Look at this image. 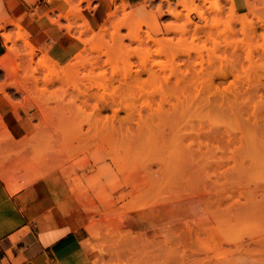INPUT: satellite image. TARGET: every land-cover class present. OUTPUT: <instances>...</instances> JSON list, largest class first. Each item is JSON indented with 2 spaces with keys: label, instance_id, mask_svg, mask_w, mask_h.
<instances>
[{
  "label": "rangeland",
  "instance_id": "obj_1",
  "mask_svg": "<svg viewBox=\"0 0 264 264\" xmlns=\"http://www.w3.org/2000/svg\"><path fill=\"white\" fill-rule=\"evenodd\" d=\"M43 1L44 6L40 10L41 17L46 20L43 23L46 25L50 21L59 27L63 38L62 41H47L43 37L38 39L36 31L39 29L31 31L27 24L22 23H14V29L5 28L4 37L11 34L16 38L20 32L28 33L27 39L38 50V56L34 67L23 63V58L18 60L22 67L18 80L22 86L26 85L23 87L26 91L18 92L15 87H6L5 92L0 90V141L24 140V146L17 149V154L22 157L18 172L25 173L31 168L32 177L38 178L53 170H62L72 180L74 191L90 215L87 245L92 251L93 264H264V134L259 131L255 140L247 138V128L254 121V101L257 107L259 104L258 108L263 107L264 83L262 85L260 82L264 81V71L260 66L259 69L254 67L264 64V56L262 51L257 53L254 50L255 56L251 61L255 59L258 62H251L254 65L250 66L245 52L264 48V27L259 25L256 32L248 30L245 35L242 26L235 23L232 33L222 36L215 32L212 38L201 33L202 39L198 40L194 36V29L205 25L206 20L195 5L189 11H182L181 17L176 19L168 15L160 16L157 9L159 4L164 6V13L169 7L177 9L178 0H149L151 4L145 7V13L159 17L160 31L144 28L141 43L126 39L124 47H120L112 39L111 32L105 42L86 43L100 30L105 19L86 33L83 21L75 14L71 13L69 20L60 18V14L68 11V6L62 7V0ZM76 1L80 3L79 8L85 17L95 5L94 1L90 2V6L85 0ZM195 1L203 9L206 0ZM219 1L223 7L220 17L226 22L234 20L235 15L245 16L255 23H258V18L264 21V0H247V8L245 6L242 11L238 10L233 0ZM121 3L124 2L115 4ZM130 8L133 9L126 4L125 12ZM207 13L211 21L209 24H212L214 15L209 11ZM54 19H58L59 24L53 23ZM171 23L179 27L175 32L167 30ZM185 29L182 34L181 30ZM41 30H45L43 26ZM149 30L162 43L169 41V46L163 49L167 51L160 54L162 56L155 52L158 46L146 39V31ZM121 32L123 35L128 33L126 29ZM80 37L82 40H79ZM17 42L23 49V41ZM74 42L78 44L76 50L68 53L58 50L69 49ZM149 43H153L155 48ZM7 45V53L0 58V87L11 81L9 55L12 44ZM100 47L109 49L110 56H102L99 64L102 67L95 69L93 74L89 72L91 68L88 65L85 73L90 74L84 81H78V76L61 75L65 78H60L53 69L39 64L40 57L48 56L65 66L74 61L79 53L85 57V61L91 59L95 62L99 60L97 49ZM144 48L154 53L140 52ZM133 50L140 52V55H128L127 51L133 53ZM234 52L241 56H235ZM141 59L145 65L154 68L156 77L146 72L136 76L134 72L132 78L124 81L128 60L133 63V71H136L142 69ZM105 60L111 61L110 67ZM231 64L236 73L230 72L234 74L227 78L226 73L233 70ZM244 67L248 68L246 76ZM113 71L118 74L116 80H113ZM171 73L187 81H182V89L186 90L183 95L186 97L182 96L180 102V94L170 95L175 92H170L163 78ZM236 74L239 76L235 77ZM175 76L171 78L173 85L177 81ZM210 78H213V84L209 83ZM244 80L248 84H242L246 82ZM35 81H38V86L34 84ZM49 81L52 83H47ZM248 86L250 89H247ZM163 91L169 94L171 104L162 100L165 104L161 105ZM231 92H235V96L239 93L241 98L245 96L246 100L252 96L251 106H247L240 96L235 98ZM259 96L261 99H258ZM78 97L83 98V105L87 101L85 109L84 106L80 108L82 104L74 106L80 102ZM257 99L262 102L258 103ZM98 106L107 108L99 109ZM260 115V111H257L256 116ZM20 122L26 131L16 133L18 137H15V134L7 131V125ZM227 131L245 133L242 134L243 143L239 144L238 139L235 142V146L244 145L236 154L235 161L227 162V155H231L229 152L213 155L205 150L204 145L199 150L200 141L208 142L210 146H223L227 142ZM209 134L223 136L226 142L208 139ZM191 152L195 154L194 160L186 158ZM222 157L225 159V169H222L226 172L230 170L228 176L233 180V185L244 191H257V196L243 197L240 204L233 203L232 198L228 200L225 198L226 191L222 189L226 187L227 190L224 183L227 176L223 177L220 173L206 180L211 189L206 191L208 194L203 193L207 194L206 200L191 190L187 191V185L183 184L185 167L208 166L212 174L215 160ZM234 164H238L241 174L233 172ZM222 169L219 168V171ZM201 177L192 178V183L199 182L200 178V181H204V177ZM141 211L148 214L147 219L142 221L139 219ZM135 225L143 226L138 228Z\"/></svg>",
  "mask_w": 264,
  "mask_h": 264
},
{
  "label": "crops",
  "instance_id": "obj_2",
  "mask_svg": "<svg viewBox=\"0 0 264 264\" xmlns=\"http://www.w3.org/2000/svg\"><path fill=\"white\" fill-rule=\"evenodd\" d=\"M62 1V7H67ZM92 1L94 8L85 17L91 28L102 23L116 2L133 8L144 3V0H85L88 6ZM43 2L0 0V58L8 50L4 30L14 29V23L27 24L31 31L39 29L38 39L62 41L59 27L50 21L43 23L46 21L40 11ZM234 2L243 3L247 8V0ZM146 3L145 7L151 4L149 0ZM77 47L75 43L69 49L58 50L68 53ZM7 126V131L15 137H18L16 133L26 131L22 122ZM23 143L24 140L16 138L0 141V264H93L92 251L87 245L90 215L74 191L72 180L62 170H53L38 178L32 177L31 168L25 173L18 172L22 157L17 149ZM5 173L11 176V184Z\"/></svg>",
  "mask_w": 264,
  "mask_h": 264
},
{
  "label": "bare ground",
  "instance_id": "obj_3",
  "mask_svg": "<svg viewBox=\"0 0 264 264\" xmlns=\"http://www.w3.org/2000/svg\"><path fill=\"white\" fill-rule=\"evenodd\" d=\"M65 1V3H66V5L68 6V11H66L65 13H63V14H60V18H64V19H66V20H69L70 19V14L71 13H73V14H75L77 17H80L81 18V20L83 21V27L85 28V30H84V32H89V31H91L92 30V28H91V26H90V24H89V22L87 21V19L85 18V16L82 14V12H81V9L79 8V4L80 3H77V1L76 0H64ZM235 1V0H234ZM147 0H144V3H141L140 5H138L136 8H133V9H131L130 8V11H127V12H125V9H126V4L125 3H121V4H115V8L112 10V11H110L109 13H108V15H107V17L105 18V20H104V23L102 24V26H100L101 28H100V30L98 31V32H95L94 33V35L89 39V40H86V43L87 42H90V43H92V42H105V40H107L106 39V36H108V33L109 32H111L110 34L112 35V39L114 40V41H116L119 45H120V47L121 46H123L124 47V43H125V40L126 39H128V40H130V41H138V42H140L141 43V41H142V39L144 38H142V33H143V31H144V28H145V30H146V28H151L152 30H155V31H160V24H159V21H158V17H153V16H148L146 13H145V6L147 5ZM222 2V1H221ZM209 4V5H208ZM196 6V9H198L199 10V12H200V14H201V16L203 17V19L204 20H206V24L205 25H203V26H196L195 27V29H194V36H197V38L196 39H202V37L200 36L201 35V33H205L206 34V37L207 38H212V36H213V34L215 33V32H219L220 34L219 35H226L228 32H234V27H233V24H235V23H239L240 25L239 26H242V31H243V34L245 33V35H246V31L247 32H251V33H254V32H256V27L257 26H259V25H261V26H263L264 27V21L262 20V19H260V18H258V23H255V22H251V21H248V19H247V17H245V16H238V17H233V19L234 20H232L231 19V21H228V22H226V21H224L220 16H221V12H222V10H223V7H222V4L220 3V1L219 0H214V1H204V7H203V9L201 8V7H199V4H197L196 3V1L195 0H178V8L180 7L181 9L180 10H178V8L176 9H174V8H171V7H169L167 10H166V13H164V11H163V7L164 6H162V4H159L158 5V10H159V13H160V16H163V15H168V16H170V17H175L176 19H179L180 17H181V15H182V11H186V10H190V8H191V6ZM236 5V4H235ZM237 7H238V10L239 11H242L243 9H244V7H245V5L242 3V4H239V5H236ZM167 8V7H166ZM249 8H250V6H249ZM197 11V10H196ZM210 12V13H212L214 16H213V21H212V24H209L210 22H209V20H208V18H207V12ZM191 12V11H190ZM224 12V11H223ZM235 11H233V13H234ZM224 14V13H223ZM234 15V14H233ZM230 18H228V20H229ZM150 21H153L154 22V24L153 25H151L150 23H152V22H150ZM53 23H56V24H59V20L58 19H54L53 20ZM67 28L68 29H70V26L68 25L67 26ZM179 27H178V25H176V24H173V23H171V25L169 24V26L167 27V30L168 31H176L177 29H178ZM122 29H126L127 31H128V33L126 34L125 33V35H123L122 34V32H121V30ZM148 30V29H147ZM228 30V31H227ZM249 30V31H248ZM186 31V29L185 30H181V33L183 34L184 32ZM27 32V31H26ZM147 32V40L148 41H150V42H153L155 45H157L158 46V49H156L155 48V45L153 44V46H154V48H155V52L157 53V55L158 56H162V55H160L163 51L165 52V51H167V50H163L166 46L168 47L169 46V41L168 40H166L165 41V43H162V41L161 40H158V39H156L155 37H153L152 36V33H150V30H149V32L148 31H146ZM173 32V33H174ZM250 33V34H251ZM188 34V33H187ZM189 34H190V32H189ZM192 34V33H191ZM155 35V34H154ZM185 35V34H184ZM193 35V34H192ZM255 35H256V33H255ZM110 36V35H109ZM250 37L252 36V34L251 35H249ZM248 36V37H249ZM89 37V36H88ZM111 37V36H110ZM182 37V36H181ZM186 37V36H185ZM254 37V36H253ZM252 37V38H253ZM28 33H18V35H17V37L15 38V37H13L11 34H6L5 35V41H6V43H11L12 44V46H10V62H11V67H12V69H11V73H9V74H11V75H9V79L11 80V81H9V82H7V83H5L2 87H0V90L2 91V92H5V89H6V87H15V89H16V91H18V92H23V91H26V90H24V88L23 87H25V86H22L20 83H19V80H18V74H19V72H21L20 71V69L22 68L21 67V65L18 63L19 61L18 60H20V58H23L24 60V62L23 63H25L27 66H31V67H34L33 65H34V63H35V58L38 56V53H37V49L28 41ZM81 38V37H80ZM79 38V40H82V38L80 39ZM172 38V37H171ZM180 38V37H179ZM193 38V37H192ZM87 39V38H86ZM109 39V38H108ZM19 40H21V41H23V46H24V48L23 49H21V47H19V44H18V42L17 41H19ZM111 40V39H110ZM145 40V39H144ZM198 40H195V41H198ZM127 41V40H126ZM173 41H174V38H173ZM179 41H181V40H179ZM182 41H184V40H182ZM195 41H194V43H195ZM147 42V41H146ZM172 42V41H171ZM170 42V43H171ZM175 42V41H174ZM186 42H187V40H186ZM83 43H85V42H83ZM113 43H115V42H113ZM137 43V42H136ZM143 43V42H142ZM185 43V42H184ZM89 44V43H88ZM104 44V46H105V43H103ZM139 44V43H138ZM145 44V43H144ZM144 44L142 45V46H144ZM150 44V43H149ZM148 44V45H149ZM152 44H150L151 46H152ZM86 45V44H85ZM96 45V44H95ZM106 45H108V42H106ZM129 45V44H128ZM140 45V44H139ZM174 45V44H173ZM178 45H181L180 43H178ZM231 45V44H230ZM87 46V45H86ZM103 46V45H102ZM171 46V45H170ZM176 46V45H175ZM234 46V45H233ZM238 45H235V47H237ZM91 47H93L92 45H91ZM94 47H96V46H94ZM118 47V46H117ZM129 47V46H128ZM141 47V46H140ZM139 47V48H140ZM178 47H180V46H178ZM204 47H206V46H204ZM235 47H233V48H235ZM239 47V46H238ZM237 47V48H238ZM119 48V47H118ZM138 48V49H139ZM152 48V47H151ZM262 48V47H261ZM114 49V48H113ZM112 49V50H113ZM175 49H177V48H175ZM194 49V48H193ZM198 49H200V48H198ZM197 49V50H198ZM203 49H205V48H203ZM236 49V48H235ZM247 49V48H246ZM127 50V49H126ZM168 50H169V48H168ZM170 50H171V48H170ZM178 50V49H177ZM189 50V49H188ZM191 50V49H190ZM196 50V49H195ZM202 50V49H201ZM234 50V49H233ZM238 49H236V51H237ZM258 51L257 53H259V52H261L262 51V54H263V56H264V48H262L261 50H259V48H257V49H249L248 51L246 50L245 52L247 53V59L246 60H249L248 61V63H251V62H255L256 60L254 59V57H253V59L254 60H252L251 61V58H252V56L254 55V53H255V51ZM86 51V50H85ZM84 51V52H85ZM115 51V50H114ZM144 52L145 54H149L150 53V51L151 50H149V49H143V50H140V52ZM176 51V50H175ZM94 52V51H93ZM122 52V51H121ZM137 52H138V50H137ZM140 52H138V53H136V52H134V50H133V53H132V51H127V53H128V55H130L131 57L134 55V54H136V55H140L139 53ZM190 52V51H189ZM193 52V51H192ZM238 52V51H237ZM90 53V55H91V52H89ZM95 53V52H94ZM94 53H92V57H93V54ZM97 53H98V55H99V60L97 59V61L95 60V62H92L91 61V59H89L90 61H87V59H86V61H85V57L81 54V53H79V54H77L76 56H75V58H74V61H71V62H69V63H67L65 66H62V65H60L57 61L55 62L53 59H51V58H49L48 56H42V57H40L39 59V64H44L43 66L45 67V68H48L49 70L50 69H53L55 72H57V75H59L58 77H60L61 75H64L65 77L66 76H73V77H76V76H78L79 78H78V81L79 80H81V81H84L85 80V78H87V74H93L94 73V71H95V69H97V68H100V67H102V66H100L101 64V58H102V56L103 55H106V56H110V50L109 49H104V47L103 48H98L97 49ZM126 53V54H127ZM151 53H152V51H151ZM150 53V54H151ZM154 53V52H153ZM152 53V54H153ZM169 53V52H168ZM180 53H183V52H181L180 51ZM188 53V52H187ZM195 53V52H194ZM173 54V53H172ZM174 54H176V53H174ZM186 54V53H185ZM190 53H188V55H189ZM234 54H235V52H234ZM181 55V54H180ZM183 55V54H182ZM191 55H192V53H191ZM197 55V54H196ZM237 55H240L239 53H237V54H235V56H237ZM260 55H261V53H260ZM87 56V55H86ZM105 56V57H106ZM135 56V55H134ZM144 56V55H143ZM148 56V55H147ZM147 56H145V59L147 58ZM152 56V55H151ZM163 56H165V54L163 53ZM241 56V55H240ZM239 56V57H240ZM255 56V55H254ZM89 57V56H88ZM96 57V56H95ZM107 57V58H108ZM148 57H150V56H148ZM189 57V56H188ZM202 57V56H201ZM260 57H262V56H260ZM98 58V57H97ZM141 58H142V55H141ZM189 58H191V57H189ZM263 58V57H262ZM96 59V58H95ZM109 59V58H108ZM239 59V58H238ZM241 59V58H240ZM93 60H94V57H93ZM126 60V59H125ZM124 60V61H125ZM142 60V59H141ZM106 61V60H105ZM104 61V62H105ZM129 61V65H128V70L126 71V73L123 75V79H124V81H128V79L129 78H132L133 76H134V72H135V75L136 76H140L141 75V73L142 72H146V73H149V75L150 76H154V77H156L155 76V74L157 73L155 70H154V68H150V67H148L147 65H145L144 63H145V61L144 60H142V69H138V70H134L133 71V69H132V67H133V63H131V61L130 60H128ZM51 62V63H50ZM232 62V61H231ZM234 62H236L235 60H234ZM256 62H258V61H256ZM106 65H110V63H111V61L110 60H107L106 62ZM197 63V62H196ZM196 63H193L194 65L196 64ZM201 63V62H200ZM24 64V65H25ZM100 64V65H99ZM199 64V63H198ZM235 64V63H234ZM237 64V63H236ZM239 64H242V62L241 63H239ZM254 65V63H251V64H249L250 66L251 65ZM36 65V64H35ZM37 65H38V63H37ZM88 65L90 66V73H85V71H86V69H87V67H88ZM105 65V64H104ZM232 65V64H231ZM244 65V64H243ZM261 65H263L264 66V64H261ZM261 65H255L256 67H254V68H256V69H259V67L258 66H260V68L261 69H263L262 71H264V67H262ZM51 66L53 67V68H51ZM100 66V67H99ZM112 66V65H111ZM203 66V65H202ZM30 67V68H31ZM37 67V66H36ZM110 67V66H109ZM231 67H233V70L231 69V71H229V72H227L226 74V76H227V78L229 77V75H231V74H234V72L233 73H231L230 74V72H232V71H235L234 69V66L232 65ZM253 67H252V69H253ZM258 67V68H257ZM113 68V67H112ZM127 68V67H126ZM242 68H243V66H242ZM57 69H60L61 71H58ZM244 72L248 69H246L245 67H244ZM249 69H251V67H249ZM36 70V69H35ZM23 71V70H22ZM26 71V70H25ZM243 71V70H242ZM187 72V71H186ZM247 72H248V70L246 71V73H245V76L247 75ZM235 73H236V71H235ZM239 73V72H238ZM113 75V80H116L117 79V72L116 71H113V73H112ZM190 74V73H189ZM189 74H186V76H189ZM181 75V74H180ZM183 75V74H182ZM249 75V74H248ZM173 76H175L173 73H171L170 75H167V76H165V77H163L164 78V81H165V83H166V85L170 88V92H175V93H170V95L171 94H173L174 96H176L177 94L179 95L180 94V96H179V98L178 99H180L178 102H180L181 101V97L182 96H184V97H186L185 95H183L184 93H185V91L186 90H184V89H182V81H184V80H182V76L180 77H178L177 75L175 76V78H177V81H175L174 83V85L172 84V82H171V78L173 77ZM185 76V75H184ZM225 76V77H226ZM236 76H239L238 74H236L235 75V77ZM263 76V75H262ZM65 77H60V78H65ZM224 77V76H223ZM224 77V78H225ZM243 77V76H242ZM264 77V76H263ZM36 78V77H35ZM60 78H58V79H60ZM72 78V77H71ZM238 78V77H237ZM84 79V80H83ZM111 79V78H110ZM239 79V78H238ZM240 79H241V76H240ZM249 79V78H248ZM247 79V80H248ZM120 80V79H119ZM242 80V79H241ZM111 81V80H110ZM121 81V80H120ZM213 78H210V81H209V83L211 82L212 84H213ZM244 81H246V80H244ZM21 82L23 83V81L21 80ZM187 82V81H186ZM185 81H184V83H186ZM237 82V81H236ZM238 82H239V80H238ZM243 81H241V83H242ZM248 81H246V82H244V83H242V84H248L247 83ZM47 83H52V81H49V82H47ZM240 83V82H239ZM260 83H262V85H263V83H264V81L262 82H260ZM25 84V83H24ZM34 84L36 85V86H38V81H35L34 82ZM235 84V83H234ZM250 84V83H249ZM170 85H171V87H170ZM235 85H237V83L235 84ZM212 86V85H211ZM210 86V87H211ZM189 87V86H188ZM237 87V86H236ZM259 87H261V85H259ZM264 87V86H263ZM249 88V86L247 87V89ZM26 89H27V87H26ZM250 89V88H249ZM257 89H258V87H257ZM182 90H184V91H182ZM230 90V89H229ZM232 90V89H231ZM230 90V91H231ZM235 91V90H234ZM227 92H229L228 90H227ZM237 92H239V90H238V88H237ZM85 93V92H84ZM89 93V92H88ZM232 93V92H231ZM235 93V92H234ZM234 93H232L233 95H234ZM162 98H161V105H163V104H165V103H167L168 102V104H171L172 102L169 100V98H170V96H167V95H169L168 93H166V91H163L162 93ZM186 94V93H185ZM237 95L239 94V93H236ZM240 94H241V92H240ZM74 95V94H73ZM80 95V94H79ZM85 95V94H84ZM88 94H86V96H87ZM98 95V94H97ZM97 95H95V96H97ZM236 95V96H237ZM260 95H262L261 94V92H260ZM89 96V95H88ZM99 96V95H98ZM235 96V95H234ZM236 96H235V98H236ZM240 95H238L237 97H239ZM263 96V95H262ZM74 97V96H73ZM72 97V98H73ZM83 98H85L84 96H82ZM103 96H101V98H102ZM245 97V96H244ZM244 97H242L241 98V96H240V98L243 100V101H245L248 105L247 106H249L250 104H251V102H252V96L251 97H249L248 98V100H246V97H245V99H244ZM8 98V97H7ZM75 99L77 98V96L76 97H74ZM79 98V97H78ZM82 98V99H83ZM89 98V97H88ZM99 98V97H98ZM98 98H94V99H98ZM177 98V97H176ZM239 98V99H240ZM261 99V96H259L258 97V99ZM80 99V98H79ZM78 99V100H79ZM82 99H80V102H82L83 100ZM86 99V98H85ZM94 99H93V101H94ZM100 99V98H99ZM177 99V100H178ZM257 99V101H258V103L261 101V100H258ZM72 100V99H71ZM82 100V101H81ZM89 101H91L90 99H88ZM101 100H104V99H101ZM165 102H163V101ZM256 100V99H255ZM74 101V100H73ZM97 101V100H96ZM105 101V100H104ZM103 101V102H104ZM107 101V100H106ZM254 101V100H253ZM74 102H76V101H74ZM79 102V104H74V106L75 105H81L82 104V107H80V108H83V106H84V108L83 109H85V105H86V102H85V100H84V102H85V104L83 105V102L82 103H80ZM92 102V101H91ZM98 102V104H99V101H97ZM103 102H102V105H103ZM262 102V101H261ZM77 103H78V101H77ZM163 103V104H162ZM245 103V104H246ZM256 103V101H254V106H253V116H254V121H253V123H252V125L250 124L249 125V127L247 128V130H248V136H247V138H249L250 140H255V138L257 137L256 135H258V133H259V131L260 132H263V134H264V101H263V107L262 108H258L259 107V104H258V107H257V105L255 104ZM93 104V103H92ZM105 104H108V102H105ZM253 104V103H252ZM89 105V104H88ZM101 105V104H100ZM99 105V106H100ZM87 106V105H86ZM90 106H91V104H90ZM90 106H88V108L90 107ZM98 106V107H99ZM107 106H109V104L107 105ZM251 106V105H250ZM93 107H96V106H93ZM104 108L106 107V106H103ZM261 107V106H260ZM78 108V107H77ZM100 108H102V107H99V109ZM104 108H102V109H104ZM107 108V107H106ZM93 109V108H92ZM95 110V109H94ZM94 110H93V112H94ZM257 111H260V116L258 117V116H256V112ZM101 113V112H100ZM238 132L236 131V133L234 134L233 132H231V131H227V142L225 141V139H224V137L223 136H220V135H217V134H209L208 136H207V138L208 139H214L215 141H218V142H226V143H223L224 145L222 146V145H215V146H210L209 144H208V142H206V143H204V142H202V141H200L199 142V145H200V147H199V150H202V145H204L205 146V150L207 151V152H212L213 153V155H215V154H217V153H223L224 155L225 154H227V152H229V153H231V155H227V158H226V160H227V162H229L230 160H234L235 161V157H236V154L244 147V145L242 144L241 146L239 145V144H241V143H243L242 142V140H244L243 139V136H242V134L244 133H242V134H240V132H239V134H237ZM245 134V133H244ZM243 134V135H244ZM237 135H241V137L240 138H238V136ZM255 137V138H254ZM237 139L239 140V141H237ZM238 142L239 144L237 145V146H235L236 144H235V142ZM241 142V143H240ZM263 145H264V142H263ZM190 148V147H189ZM191 151V150H190ZM202 155H204V153L202 154ZM263 155H264V153H263ZM263 155H261V156H263ZM264 157V156H263ZM186 158H188V159H191V160H194V158H195V154L194 153H190V154H188V156L186 157ZM219 158V157H218ZM224 163H225V159H224V157H222V159H218V160H215V162H214V164H215V167H214V171H213V173L211 174V172H209V170H210V168H208V166H202V167H200V166H191L190 168H188V167H185L184 168V170H183V173L185 172V178H184V182H183V184L185 183V185H187L186 187L189 189V190H187V191H193L195 194H198L200 197H202L203 199H207V197H206V195L208 194L206 191H211V189H209L208 188V186H207V179H209L210 178V176H212V175H217L218 176V174L220 173L221 175H223V177L224 176H227V177H225L226 178V180H225V184H227V190H226V187L224 188V187H222V189L224 190V191H226V193H227V195H225V198H227L228 200H229V198H232V199H234L232 202L233 203H237V204H240L241 203V198H243V197H245L246 199L247 198H252V197H255V196H257L259 193L257 192V191H244L243 189H240V188H236L235 187V185H233V180L230 178V176H228V173H230V170H227V172L226 171H224L223 169H225V168H223L224 167ZM213 166V165H212ZM210 167V166H209ZM234 170H233V172L234 173H236V174H241V170H240V168L238 167V164L235 166V164H234ZM219 168L220 169H222V171L220 172L219 171ZM227 174V175H226ZM201 175L204 177V181H200L201 180ZM197 176H200L201 178H200V180H199V182H197V183H192V178H196ZM5 178H6V180H7V182L9 183V184H11V176L10 175H8V174H6L5 173ZM198 179V178H197ZM192 180V181H191ZM195 181V180H194ZM218 182V180H216V183ZM228 182H229V186L230 187H228ZM231 182V183H230ZM240 184V183H239ZM184 185V186H185ZM183 186V187H184ZM214 189H215V191L216 192H218V187L217 186H215L214 187ZM236 191H237V194H236ZM204 192H206L205 194L206 195H204L203 193ZM210 195V194H209ZM209 195H208V198H209ZM211 195H212V193H211ZM212 198V197H211ZM210 199V198H209ZM232 199H230V200H232ZM209 202V201H208ZM149 211V210H148ZM147 216H148V214H146V212H139V219L141 218V221H142V219H147ZM137 223H139V221L137 222ZM143 225H137V227L138 228H141Z\"/></svg>",
  "mask_w": 264,
  "mask_h": 264
}]
</instances>
